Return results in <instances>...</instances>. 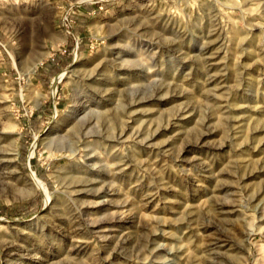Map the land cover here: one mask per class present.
I'll use <instances>...</instances> for the list:
<instances>
[{
	"label": "rangeland",
	"instance_id": "obj_1",
	"mask_svg": "<svg viewBox=\"0 0 264 264\" xmlns=\"http://www.w3.org/2000/svg\"><path fill=\"white\" fill-rule=\"evenodd\" d=\"M0 264H264V0H0Z\"/></svg>",
	"mask_w": 264,
	"mask_h": 264
},
{
	"label": "bare ground",
	"instance_id": "obj_2",
	"mask_svg": "<svg viewBox=\"0 0 264 264\" xmlns=\"http://www.w3.org/2000/svg\"><path fill=\"white\" fill-rule=\"evenodd\" d=\"M238 33V32H237ZM238 37V36H236ZM116 49V48H115ZM122 52V51H121ZM125 52V51H124ZM116 54V53H115ZM119 54V53H117ZM123 54V53H122ZM129 54V53H128ZM48 56V54H45V56H43L39 62H43V60ZM77 56V55H76ZM78 63V56L76 57V60L74 62V65ZM128 65V64H127ZM124 67V66H123ZM126 67V66H125ZM130 67V66H127ZM111 66L110 64L107 63V65H105V67L100 71L101 73H99V76L101 77L100 80L95 81L94 83L91 84V86H104L103 84H105V86H107V82H115V83H120V79L119 76L120 74H116L114 72L111 71ZM129 70V69H128ZM137 70V69H136ZM34 71V70H33ZM32 71V73H33ZM121 71V70H120ZM127 71V70H126ZM31 74V72H28ZM67 73L68 71H66L65 73H63L62 75H60L59 77H57L54 82H53V86H52V95L54 96L56 91H57V87L58 84L64 80L67 79ZM138 73V72H137ZM122 74H124L122 72ZM127 74V73H126ZM131 80L133 79L134 82H140L142 79L140 78V76L138 74L134 75L133 77H129ZM128 79V77H127ZM125 81V80H124ZM126 83V82H125ZM124 83V84H125ZM127 84V83H126ZM111 85V84H110ZM92 91V90H91ZM102 92H105L104 90H101V92H95L94 94H91L88 96V102L90 103V105L88 106V112L86 115H83L82 118L78 119V117H76V115L72 116L71 119V124H73L72 126V130H77V129H83L86 128L88 126L91 125V118H99L101 116H103L105 114V112H103L102 110L104 108L107 107V101L106 98H103V96H101ZM104 117V116H103ZM89 128V127H88ZM86 130V129H85ZM88 131V130H87ZM81 132V131H80ZM83 133V132H82ZM91 134V133H90ZM87 137L90 138L92 137L91 135H89V133H87ZM34 155V152H31V156ZM33 191L36 190H42L45 195H46V203L47 205H49L52 199V195L50 194V192L48 191L46 185L44 184V182H42L34 173H33ZM72 180L73 181H83V182H91L92 179L90 178H86V177H77V176H72ZM30 190V189H29ZM29 192V191H28ZM27 193V191L25 192ZM34 194V193H32ZM30 194V195H32ZM50 207V206H49Z\"/></svg>",
	"mask_w": 264,
	"mask_h": 264
},
{
	"label": "crops",
	"instance_id": "obj_3",
	"mask_svg": "<svg viewBox=\"0 0 264 264\" xmlns=\"http://www.w3.org/2000/svg\"><path fill=\"white\" fill-rule=\"evenodd\" d=\"M77 48H78V47H77ZM44 70H46V71H47V70H48V68H47V67H45V68L41 69V71H44ZM55 79H56V78H55ZM55 79H54V80H55ZM53 82H54V81H53ZM52 86H53V83H52Z\"/></svg>",
	"mask_w": 264,
	"mask_h": 264
}]
</instances>
